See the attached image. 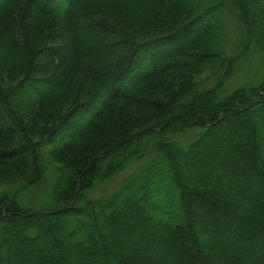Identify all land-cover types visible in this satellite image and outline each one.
<instances>
[{
  "label": "trees",
  "instance_id": "trees-1",
  "mask_svg": "<svg viewBox=\"0 0 264 264\" xmlns=\"http://www.w3.org/2000/svg\"><path fill=\"white\" fill-rule=\"evenodd\" d=\"M228 1L0 0V264H264V0Z\"/></svg>",
  "mask_w": 264,
  "mask_h": 264
},
{
  "label": "rangeland",
  "instance_id": "rangeland-1",
  "mask_svg": "<svg viewBox=\"0 0 264 264\" xmlns=\"http://www.w3.org/2000/svg\"><path fill=\"white\" fill-rule=\"evenodd\" d=\"M227 8H226V5H225V8L227 9V12L229 11V9H230V6H229V1L227 0ZM229 6V7H228ZM229 17H232L231 18V20H233V16L231 15V16H229ZM233 37V36H232ZM231 37V38H232ZM233 40V39H232ZM164 48V46H161L159 49H163ZM250 61V60H249ZM257 61L258 60H256L255 62L253 61V63L251 64V69H253V70H256V67H257ZM247 61H243V62H241V64H236V65H238V67H237V69H238V72H237V74L233 77V79L230 81V84H231V86L232 87H236V86H238V85H240L241 83H242V80L240 79V76H241V73L244 71V70H242V69H244V66H243V64H245ZM223 124H225V123H223ZM81 125H82V123H81ZM190 138H191V135L189 136ZM185 139V138H184ZM48 150L50 151V149H46L45 150V152H48ZM52 172H54V174L56 173L55 172V170H54V167H51V170H50V174L48 175L50 178L52 177V175H53V173ZM129 171H126V172H123V173H121L120 175H118L116 178H114V180L110 183V184H108V185H106V186H103V187H100V188H98V189H96V191H94L92 194H91V196L92 197H99V196H102V195H105V194H107L108 192H110L117 184H118V182L128 173ZM207 223H204V225H206ZM229 239L231 240H233V238H232V236L231 237H229ZM208 241V240H207ZM229 241V240H228ZM226 246H228V251L229 252H231V251H234V248H233V246L231 247V246H229L228 244H226ZM239 259H243V260H245V258H244V256L242 255V254H239V257H238ZM248 262V261H247ZM167 264V263H166Z\"/></svg>",
  "mask_w": 264,
  "mask_h": 264
}]
</instances>
